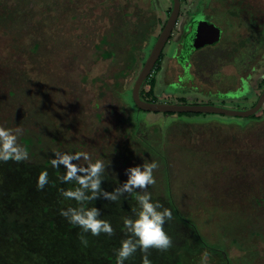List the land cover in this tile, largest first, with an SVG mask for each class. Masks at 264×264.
Listing matches in <instances>:
<instances>
[{
	"label": "rangeland",
	"instance_id": "obj_1",
	"mask_svg": "<svg viewBox=\"0 0 264 264\" xmlns=\"http://www.w3.org/2000/svg\"><path fill=\"white\" fill-rule=\"evenodd\" d=\"M188 3L196 1L181 0L177 19L185 18ZM207 5L203 18L226 19L225 26L252 16L264 21V0H211ZM169 9L170 0H0V128L28 147L25 160H0V208L26 219L29 229L14 240L0 236V264H107L103 247L83 246L80 235L120 246L129 235L121 225L135 218L137 194L145 191L173 212L164 225L171 247L147 252L160 264H204L205 253L207 264H264V103L247 117L140 112L131 98L132 74L117 91L119 98L114 92L113 100L99 99L100 118L97 103L79 105L89 96L96 100L102 83L91 82L94 78L110 83L107 75L126 63L93 54L102 37L115 42L114 50L134 54L135 68L154 41L145 29L148 19L165 17ZM246 29L226 28L218 44L197 50L188 61L193 76L225 92L224 73L236 74L228 41L236 42ZM110 46L103 44L107 50ZM200 89L193 96L197 101L229 109L248 108L255 100L206 99ZM247 93L244 87L228 96ZM117 103L125 111L114 110ZM54 153L86 154L88 159L72 162L80 167L102 160L103 192L121 187L129 167L153 161L158 164L156 182L136 189L134 196L124 192L116 201L97 193L95 199L78 202L65 193L80 186L75 180L61 181L66 168L52 166ZM44 171L48 183L39 189ZM69 207H95L113 233H82L60 215ZM137 251L143 260L145 253Z\"/></svg>",
	"mask_w": 264,
	"mask_h": 264
},
{
	"label": "clouds",
	"instance_id": "obj_2",
	"mask_svg": "<svg viewBox=\"0 0 264 264\" xmlns=\"http://www.w3.org/2000/svg\"><path fill=\"white\" fill-rule=\"evenodd\" d=\"M88 159L84 153H54L51 164L54 168L63 165L66 172L60 177L62 182L75 180L80 186L74 191H68L65 195L76 201L95 199L97 193H101L105 198L116 201L124 193H132L136 189H147L149 185L154 184L155 178L153 171L158 167L156 162L143 163L142 165L131 166L127 169V180L121 187L115 189L113 193L103 192L100 188L102 173L105 169V163L97 160L88 167H80L72 163L78 161L81 157ZM14 159L21 161L28 158V152L17 143V136L8 129L0 128V160ZM83 173V175H78ZM48 183L47 171L41 172L38 176L37 187L42 189ZM84 189L91 192L86 196ZM139 210L135 218H125L124 227L129 233L127 238L123 239L120 247L116 250L117 264H125L129 257L133 256L137 248L145 253L143 264H151L147 252L150 248H156L166 251L172 245L170 236L165 232L164 225L166 221L173 219V212L170 208L163 207L159 200L153 201L151 193L148 191L143 194H137ZM60 215L65 217L70 224L80 227L82 233H89L98 236L100 233L111 235L113 228L108 221L100 219L99 210L95 207L86 208L69 207L62 209ZM80 242L83 246L88 245L87 237L80 235ZM204 264H207V253L204 254Z\"/></svg>",
	"mask_w": 264,
	"mask_h": 264
},
{
	"label": "flooded vegetation",
	"instance_id": "obj_3",
	"mask_svg": "<svg viewBox=\"0 0 264 264\" xmlns=\"http://www.w3.org/2000/svg\"><path fill=\"white\" fill-rule=\"evenodd\" d=\"M193 1H196V3L187 4L188 10L185 14V18L175 20V23L170 31V35L167 41L165 42L160 52V55L152 68V71L150 72L149 76L142 83L140 87L139 90L140 98H141V92L142 95H146V91L153 88V93L155 95L157 102L189 103V104L198 103V104L214 105L209 102L197 101V99L193 98V96L199 94L197 92L198 89H200L198 88L200 86L202 88L200 89L201 92L200 94L204 93L206 99L228 98L231 99V101H235L234 99L240 98V101H244L247 100L248 97L249 98L255 97V100L249 106L251 107L252 105L255 104L259 96L255 93L253 88L255 86L256 75L258 74L259 70L262 67H264V52L257 55L255 48V49H251V55L247 56L246 51H244L245 50L244 40L250 37L251 35L253 36L256 35V30L258 28L257 23L260 24L262 22H258L256 20L257 19L256 17H253L254 19L250 17L248 19H243L242 21L238 19H232V21L226 23L225 26L222 23H224L226 19H204L203 16H208L206 13V7L205 6L201 7V3H202L201 0H193ZM180 6H181V0H180ZM171 7H172V1L170 0V9L165 17L159 14L155 19H148V25L146 26V28L143 26L147 30V33L149 34L148 38L154 37L153 44L156 41V38L158 37L159 33L161 32L162 28L164 27L167 21V17L169 15ZM199 22H208L217 28L218 36L216 42L213 45L218 44L221 41L223 33L224 34L226 33V28H230V30L234 28L240 30L242 26H244V28H247L246 29L247 31L243 30L241 33H239L241 35L238 34L239 38L237 39L236 42L228 41L234 47L233 49L234 55H232L231 58L232 60L230 61H232L233 62L232 64H234L236 74H233V76H229L226 75V73H224L225 80H223L222 78V81L229 86L227 87V90L225 92L218 90V88L213 84L211 85L205 84L202 80H199L197 77L193 76L189 68L188 61L190 60V57L197 50L208 45L201 46L200 48L194 50L187 58L184 57V39L186 38V35L193 30V26ZM115 33L116 30L110 31V35L112 36H114L113 34ZM153 44L148 50H146V53L143 51L145 55L143 56L144 58L140 59L138 64L135 65V68H133L134 71L133 75L135 77L138 74L140 68L142 67ZM167 44L168 46L165 49ZM114 51L116 55H118L117 56L118 59H120V55H121V62H123L128 53L127 52L128 50L120 51L119 48H117ZM117 58L110 57L108 59L116 61L115 59ZM222 68H224V65ZM172 76L175 78L173 79ZM262 77H264V73L262 74ZM243 85L246 89H248L247 94L241 95L239 97L234 95L228 96L230 93L231 94L236 93L237 90L243 91L244 89ZM152 95H150L149 97H152ZM159 95L165 97L158 98Z\"/></svg>",
	"mask_w": 264,
	"mask_h": 264
},
{
	"label": "trees",
	"instance_id": "obj_4",
	"mask_svg": "<svg viewBox=\"0 0 264 264\" xmlns=\"http://www.w3.org/2000/svg\"><path fill=\"white\" fill-rule=\"evenodd\" d=\"M205 3V7H207L208 3L211 2V0H201ZM255 16V15H254ZM250 18V17H249ZM253 18V16H252ZM254 19V18H253ZM257 30H256V35H251L250 37L246 38L244 40V44H245V50L248 55H251V49H255L257 55L264 52V21L262 23H257ZM256 36V37H255ZM107 43L108 45H111L108 50L103 48V44ZM113 43H115L113 40H109L106 37H102L101 39V43L97 44L95 47V51H94V55L95 56H99L101 58H110V57H115L117 58L118 55H116L114 49L115 47L113 45ZM258 49H262V51L259 53L257 50ZM131 51V50H130ZM133 53V52H132ZM121 58V57H120ZM126 59V63L123 67H121L120 69L113 71L111 75H107L108 78L113 79L112 82H107L105 78H101V77H97L94 78L91 82H96V81H101V88L96 96V100L93 102H91L90 96L86 97V99H83V103H80V106H89L92 107L91 105L93 103H97V111L95 112L96 117L100 118V116L103 114V111H101L99 108L100 102L99 99L101 97H106L107 99L113 100L115 95L119 98V93L117 92L119 89H124L126 87V84L128 82V77L130 75H132L134 73L133 71V62L135 59L134 54H130L126 55L125 57ZM264 73V67H262L258 74L255 77V86L253 88V90L255 91V93L257 95H259L263 90H264V77H262V74ZM83 80H85L83 78ZM144 86V84H143ZM142 86V87H143ZM142 91V90H141ZM115 92V95H114ZM118 93V94H117ZM153 88L149 89L148 91H146V95H142L141 92V98L143 100L146 101H156L155 95L153 93ZM150 95H152V97H149ZM86 103V104H85ZM90 104V105H89ZM116 109H120L122 111H125V108L123 107L122 104L117 103L116 105L114 104V110ZM261 110V109H260ZM259 110V111H260ZM140 112H142L143 110H139ZM258 111V112H259ZM179 114H183V113H179ZM186 114H191V113H186ZM256 114V113H255ZM260 118V117H258ZM24 148H28L27 146H24ZM7 161V160H6ZM20 162V161H19ZM136 194V192H132V195L134 196ZM26 219L21 218L17 215H15L14 212L9 211L8 209H2V207L0 208V236H3L6 239L9 240H14L15 238L21 237L23 234H26L29 229H28V225L25 221ZM49 226H52V222H48ZM123 230H126L124 225H121ZM127 232V231H126ZM66 235V233H65ZM88 243H90L91 245L89 246L90 248L95 247V249L98 250L103 247L102 251V255L104 256L105 260L108 262L107 264H117L116 261V250L120 247L117 245H119L118 243L115 244L114 242L111 243L112 245L110 247L106 246V243L104 244L103 241L101 242H92L91 239L89 237H87ZM108 249V250H107ZM138 251L136 250V252L133 254V256L129 257V259L125 262V264H138V257H141L140 255H138L137 253ZM80 259H84V256H81ZM148 259L151 261V264H160L159 260L156 257H150L148 256ZM142 260V259H140ZM143 261V260H142Z\"/></svg>",
	"mask_w": 264,
	"mask_h": 264
},
{
	"label": "water",
	"instance_id": "obj_5",
	"mask_svg": "<svg viewBox=\"0 0 264 264\" xmlns=\"http://www.w3.org/2000/svg\"><path fill=\"white\" fill-rule=\"evenodd\" d=\"M172 7L167 21L154 42L131 89V98L138 110L159 112V113H217L230 116L247 117L257 113L264 103V90L259 94L256 102L246 109H229L211 104H189V103H168L157 101H146L140 98L139 90L142 83L147 79L152 68L158 59L160 52L167 41L170 31L178 18L180 0H171ZM199 19V18H197ZM218 30L208 22H199L193 26V30L184 39V57L187 58L194 50L204 45H212L216 42Z\"/></svg>",
	"mask_w": 264,
	"mask_h": 264
}]
</instances>
